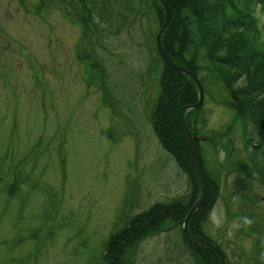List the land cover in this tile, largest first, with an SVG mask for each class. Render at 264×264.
<instances>
[{"label":"rangeland","instance_id":"rangeland-1","mask_svg":"<svg viewBox=\"0 0 264 264\" xmlns=\"http://www.w3.org/2000/svg\"><path fill=\"white\" fill-rule=\"evenodd\" d=\"M38 1L0 0V264H104L124 212L168 202L189 186L151 121L162 69L159 24L152 12L104 42V84L101 70L84 59L90 43L82 28L58 10L39 11ZM259 22L264 36L263 14ZM204 76L198 135L207 168L223 181L215 207L225 217L221 227L207 220L203 229L230 264H264L254 258L264 239V155L253 147H264V129L227 105L216 72ZM232 79L234 88L245 85ZM238 163L252 165L254 177L248 190L228 198ZM244 216L252 225L233 228ZM132 259L195 264L181 227L147 238Z\"/></svg>","mask_w":264,"mask_h":264},{"label":"trees","instance_id":"trees-1","mask_svg":"<svg viewBox=\"0 0 264 264\" xmlns=\"http://www.w3.org/2000/svg\"><path fill=\"white\" fill-rule=\"evenodd\" d=\"M166 1L172 11L170 25L162 36L166 53L176 63L195 73L204 90V74L216 72L223 83V90L228 93L227 105L246 123L264 129V36L259 22L260 14L264 15V0ZM48 8L60 11L65 18L82 28V40L90 43V46L87 45L89 53L86 52L84 59L101 70L104 84L107 69L104 58L98 55V50L105 47L104 42L122 31L136 29L141 21L148 20L152 12H155L161 29L166 16L160 0L38 1L39 11ZM133 39L135 41V35ZM156 61L162 64V69L157 78L158 96L151 112V121L160 144L187 175L189 186L184 194L168 202H156L137 214L124 212L106 243L104 264H133L132 257L140 243L175 227H181L187 251L195 264H220L216 254L190 240L183 229L184 220L199 199L202 188L192 152L182 133L180 112L182 108L198 102V88L192 78L167 65L159 53ZM156 61L150 63L151 70L156 67ZM232 78L245 81V85L234 88L235 80ZM201 109H193L185 114L186 124L192 133H198L203 124ZM198 146L207 181V194L189 227L194 235L216 246L230 264L221 244L210 238L203 229L210 211L222 195L223 181L219 174L213 176L210 173L200 143ZM253 147L257 154L264 155L262 145ZM232 167L236 178L234 190L228 198L248 190L254 177V167L248 163H238ZM218 169L221 173L224 170H227V174L231 172L228 166ZM261 179L264 182V178ZM260 244H256L255 263L261 262L259 257L264 253V239Z\"/></svg>","mask_w":264,"mask_h":264},{"label":"water","instance_id":"water-1","mask_svg":"<svg viewBox=\"0 0 264 264\" xmlns=\"http://www.w3.org/2000/svg\"><path fill=\"white\" fill-rule=\"evenodd\" d=\"M160 1L162 2V4L165 7L166 16H165V21L163 23V26L161 27V29L158 31V33L156 35V45H157L158 53H159L161 59L167 65L171 66L176 71L192 78V80L196 84V86L198 88V92H199L198 102L196 104L189 105V106L182 108V110L180 112V125H181V129H182V133H183V136L186 139V141L189 145V148L192 152L194 162L196 165V169H197V174H198V177L200 179L201 188H202L199 199L192 206V208L190 209V211L188 212V214L184 220L183 229H184L186 236L190 240H192L195 243H198L199 245L205 247L206 249H208L211 252H213L214 254H216L220 258V261H221L220 264H228L226 256L216 246H214L212 243L205 240L204 238H201V237L194 235L191 232L190 227H189L190 221L197 214V212L199 211V209L201 208L202 204L205 201L206 194H207V181H206V177L204 174L201 152H200V149L198 146V144L203 140V138L199 137L197 133H192L189 130V128L186 124V121H185V114L190 110H193V109L200 110L202 108L203 103H204V99H205V92H204L203 85H202V82L200 81L199 77L195 73H193L192 71H190L187 68L176 63L172 58H170V56L166 53V51L163 47L162 36L170 25V22L172 19V11H171V8H170V6L166 0H160Z\"/></svg>","mask_w":264,"mask_h":264},{"label":"clouds","instance_id":"clouds-1","mask_svg":"<svg viewBox=\"0 0 264 264\" xmlns=\"http://www.w3.org/2000/svg\"><path fill=\"white\" fill-rule=\"evenodd\" d=\"M224 217H225V213L222 207L221 208L214 207L209 213L208 220L214 227L219 228L223 224ZM252 223L253 221L251 218L244 216L240 218V221L234 222L232 227L238 229L241 226H251ZM229 234H231V232ZM259 258L262 261H264V253H261Z\"/></svg>","mask_w":264,"mask_h":264}]
</instances>
